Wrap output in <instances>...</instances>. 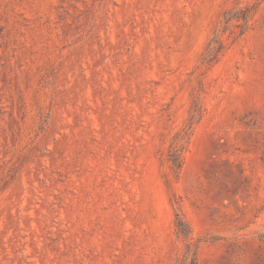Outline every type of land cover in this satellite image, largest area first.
Here are the masks:
<instances>
[{
	"label": "rangeland",
	"instance_id": "obj_1",
	"mask_svg": "<svg viewBox=\"0 0 264 264\" xmlns=\"http://www.w3.org/2000/svg\"><path fill=\"white\" fill-rule=\"evenodd\" d=\"M193 254L264 264V0H0V264Z\"/></svg>",
	"mask_w": 264,
	"mask_h": 264
},
{
	"label": "trees",
	"instance_id": "obj_2",
	"mask_svg": "<svg viewBox=\"0 0 264 264\" xmlns=\"http://www.w3.org/2000/svg\"><path fill=\"white\" fill-rule=\"evenodd\" d=\"M192 125L193 122L191 120L188 126V130L191 129ZM184 138L185 135L182 137V139ZM182 151V145L177 142L172 145L171 150L169 151V154L167 156V163L169 165L170 170L175 176L179 175V172L183 165ZM175 226L178 230V234L183 236L186 234L188 224L186 223L182 213L179 210H177L175 213ZM189 264H196L195 254H193V257L190 260Z\"/></svg>",
	"mask_w": 264,
	"mask_h": 264
}]
</instances>
